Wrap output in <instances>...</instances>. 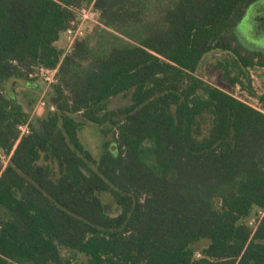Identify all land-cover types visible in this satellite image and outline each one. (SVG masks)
Listing matches in <instances>:
<instances>
[{
	"label": "trees",
	"instance_id": "1",
	"mask_svg": "<svg viewBox=\"0 0 264 264\" xmlns=\"http://www.w3.org/2000/svg\"><path fill=\"white\" fill-rule=\"evenodd\" d=\"M260 1L0 0V264H264V112L196 75L228 54L225 84L264 105V52L239 33ZM41 69L56 82L33 119L9 83ZM119 96L131 105L111 110ZM86 124L113 134L98 160Z\"/></svg>",
	"mask_w": 264,
	"mask_h": 264
},
{
	"label": "rangeland",
	"instance_id": "2",
	"mask_svg": "<svg viewBox=\"0 0 264 264\" xmlns=\"http://www.w3.org/2000/svg\"><path fill=\"white\" fill-rule=\"evenodd\" d=\"M263 7L264 0L251 6L247 11L246 17L239 25L241 41L249 49L259 52H264V24L256 23L254 19L257 17L256 12L262 10ZM92 19L93 16L90 14L88 16L87 25ZM58 46L65 52L68 51V41L65 34L61 36ZM227 56L228 54L220 51L210 53L203 59L196 75L208 84L220 88L239 100L247 103L248 105L264 112V105L259 102L258 98L250 94L248 91L241 89V87L231 88L225 84L221 71L217 68V65L220 61H223L225 58H227ZM250 75L252 78V87L254 92L257 96L263 95L264 69L259 67L251 69ZM9 87L11 88L16 100L23 105L25 111L30 113L33 119L41 118L46 114L48 109V98L52 92V84L50 81H47L44 76H41L40 72L35 73V75L29 81L12 80L9 83ZM43 102H46V106L42 105ZM130 105V96H119L111 101L110 109L119 110L121 108L129 107ZM103 129L104 127H99L94 124H86L83 130L79 133L82 143L97 160L103 153V145L105 140H111L113 135L112 133H109L108 136H104ZM9 161L10 157L3 154L0 150V167L5 169L8 166ZM101 197L104 204L109 206L110 212L113 215H117L119 213L118 207L112 197L108 193L103 194ZM259 215L262 214L259 213ZM259 215L253 216L250 219L251 226H255L256 219ZM209 243L210 242L208 240H202L195 246V248L200 250L204 247H207ZM79 260L83 261L84 258L80 257Z\"/></svg>",
	"mask_w": 264,
	"mask_h": 264
},
{
	"label": "built area",
	"instance_id": "3",
	"mask_svg": "<svg viewBox=\"0 0 264 264\" xmlns=\"http://www.w3.org/2000/svg\"><path fill=\"white\" fill-rule=\"evenodd\" d=\"M90 14L93 16V19L91 20V22H96V20H95L96 13L95 12H93L91 9L90 10H83V11H81L80 21L77 24V26L69 29L65 33V36H66L67 41H68V51L67 52H69L71 50L75 41L84 35L85 25L87 24L88 16ZM40 74H41V76H44V78L47 81H50L51 84L56 82V80H55L56 70L52 71V70L41 69ZM31 77H33V76H31ZM42 105L46 106V102H43ZM53 109L54 108H52V110ZM20 129L22 131V134H25L29 130L28 126L21 127Z\"/></svg>",
	"mask_w": 264,
	"mask_h": 264
},
{
	"label": "flooded vegetation",
	"instance_id": "4",
	"mask_svg": "<svg viewBox=\"0 0 264 264\" xmlns=\"http://www.w3.org/2000/svg\"><path fill=\"white\" fill-rule=\"evenodd\" d=\"M257 17L254 19L256 23H263L264 24V7L262 10L257 11Z\"/></svg>",
	"mask_w": 264,
	"mask_h": 264
}]
</instances>
